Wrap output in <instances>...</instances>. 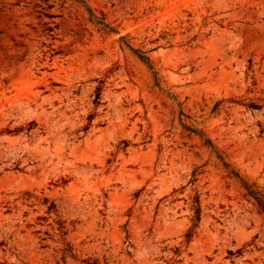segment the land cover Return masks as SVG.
<instances>
[{"label": "rangeland", "instance_id": "1", "mask_svg": "<svg viewBox=\"0 0 264 264\" xmlns=\"http://www.w3.org/2000/svg\"><path fill=\"white\" fill-rule=\"evenodd\" d=\"M249 190L264 0H0V264H264Z\"/></svg>", "mask_w": 264, "mask_h": 264}, {"label": "trees", "instance_id": "2", "mask_svg": "<svg viewBox=\"0 0 264 264\" xmlns=\"http://www.w3.org/2000/svg\"><path fill=\"white\" fill-rule=\"evenodd\" d=\"M138 58L140 60H142L143 62H148V58L146 56H144L143 53H139L138 54ZM248 193L255 199V201L257 202L258 206L261 208V210L264 212V197H262L260 194L252 191V190H249ZM195 213H196V216H197V221L199 220V209H195Z\"/></svg>", "mask_w": 264, "mask_h": 264}]
</instances>
